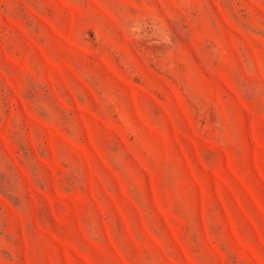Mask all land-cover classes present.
Returning a JSON list of instances; mask_svg holds the SVG:
<instances>
[{
  "label": "rangeland",
  "instance_id": "obj_1",
  "mask_svg": "<svg viewBox=\"0 0 264 264\" xmlns=\"http://www.w3.org/2000/svg\"><path fill=\"white\" fill-rule=\"evenodd\" d=\"M0 264H264V0H0Z\"/></svg>",
  "mask_w": 264,
  "mask_h": 264
}]
</instances>
